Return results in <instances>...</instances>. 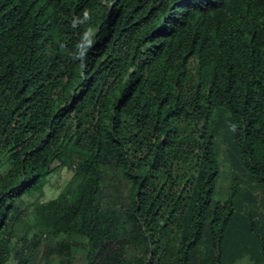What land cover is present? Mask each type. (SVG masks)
<instances>
[{
  "label": "trees",
  "instance_id": "trees-1",
  "mask_svg": "<svg viewBox=\"0 0 264 264\" xmlns=\"http://www.w3.org/2000/svg\"><path fill=\"white\" fill-rule=\"evenodd\" d=\"M80 243L264 264V0H0V264Z\"/></svg>",
  "mask_w": 264,
  "mask_h": 264
},
{
  "label": "rangeland",
  "instance_id": "rangeland-1",
  "mask_svg": "<svg viewBox=\"0 0 264 264\" xmlns=\"http://www.w3.org/2000/svg\"><path fill=\"white\" fill-rule=\"evenodd\" d=\"M66 181H67L66 171H63L58 175H54L50 179V182L46 185L45 188L46 193L44 195V199H51L52 197H55L58 194V192L62 189ZM227 187H228V170L225 163L221 162L220 173L217 181V191L220 193H226L228 190ZM81 240L82 239H80V242H82ZM49 243L51 244L50 246H53L54 244L52 242ZM81 245L82 243H80L79 247L75 251L76 253L73 255L74 261L72 262V264H84V249ZM42 248L44 250V244L40 248L39 252L32 259L30 264H45V260H46V257L44 256L45 251H49L48 253L52 255L51 257L52 259L48 264H59L60 262L62 263V261L59 260V256H57L58 253L55 251V248H53L54 249L53 252H50V248H47L45 251H42ZM234 264H251V262L247 259V257H244Z\"/></svg>",
  "mask_w": 264,
  "mask_h": 264
}]
</instances>
